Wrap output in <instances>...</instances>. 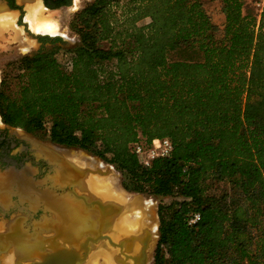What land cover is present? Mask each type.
Wrapping results in <instances>:
<instances>
[{"label": "trees", "instance_id": "1", "mask_svg": "<svg viewBox=\"0 0 264 264\" xmlns=\"http://www.w3.org/2000/svg\"><path fill=\"white\" fill-rule=\"evenodd\" d=\"M244 5L94 0L69 23L68 65L54 44L1 77L3 123L97 156L128 192L173 198L152 264H264V12L257 23ZM162 137L171 154L142 165L132 144Z\"/></svg>", "mask_w": 264, "mask_h": 264}, {"label": "water", "instance_id": "2", "mask_svg": "<svg viewBox=\"0 0 264 264\" xmlns=\"http://www.w3.org/2000/svg\"><path fill=\"white\" fill-rule=\"evenodd\" d=\"M37 147L36 158H43L47 164L43 175L36 179L34 174L37 169L28 165L17 172H7L6 175L11 179H21L24 191L18 196L29 203L28 208H58V203L63 199L67 200L69 207V204L72 205L70 201L79 204L82 208V244L62 241L61 250L48 248L44 253L20 259L17 254H13L14 250L9 251L10 247L6 249L8 246H5V249H0V264H85L89 255L97 250L109 253L116 264H148L153 259L152 247L154 243L156 246L159 236L157 211L147 208L151 213V227L140 222L133 231L120 232L118 238L113 239L110 234H116L113 224L120 214L144 209L141 196L138 194L130 202H124L92 189V178H104L114 171L111 164H104L100 158L94 157L103 163L95 168L72 161L66 155L67 149L63 147L42 142H38ZM42 217H56V214L53 210ZM13 218L14 215H11L9 220L0 223V242L3 244L10 239L3 233L11 225ZM153 224L156 225L155 230L152 229ZM108 244L112 248H108ZM12 246L16 249L14 244Z\"/></svg>", "mask_w": 264, "mask_h": 264}, {"label": "rangeland", "instance_id": "3", "mask_svg": "<svg viewBox=\"0 0 264 264\" xmlns=\"http://www.w3.org/2000/svg\"><path fill=\"white\" fill-rule=\"evenodd\" d=\"M93 1L94 0H78V1L73 0V3L70 4V6H68L67 8L63 7L57 10H48L45 7L48 13L52 14L55 17V19L59 22L63 31V35L62 34L55 35V37L50 35L45 36L47 34L39 35L38 33H34L30 31L27 23H25L23 19L22 21L24 23L17 20L16 26L22 29L24 40H20V41L14 40L12 34L9 33H4L3 36L0 37V80L4 71L8 72L10 78L14 76L16 70L14 69L13 63L22 55L32 53L41 47L51 48L54 44L61 47V50L57 53L58 60L63 65H68L70 60L69 49L74 47L78 42V36L69 27V23L76 12H78L87 4L92 3ZM18 4H20L19 1ZM205 8L211 14L214 22L216 23L220 21L222 22L223 14L219 10V6L217 2L207 1L205 3ZM244 8L246 12H252L254 14V9L251 0H245ZM24 14H25V9H24ZM148 22L149 19L144 18L140 20L139 24L143 25V24H147ZM56 38H60V40H56L52 42ZM35 135L39 137L38 139L40 141L51 145L47 135L46 136L41 134L40 135L35 134ZM52 145L56 146V144L54 143ZM64 148L67 149V152H74L78 156L85 154L88 155V157L92 156L98 158L97 156H94L78 148H67V147ZM103 163L108 164L104 161ZM79 164H84V163H79ZM113 168H114L113 174L104 177V179L109 178V181H113L112 183L115 184L117 190H121L127 196L134 197L139 194V196H141L142 201H144V203L148 207L153 208L155 212L157 211L159 203L168 204L173 200L172 197H156V196H150L146 194L126 191L121 185V180H122L121 173L114 166ZM1 184H2L1 190L3 193L8 191L11 187H14V189L16 188L17 191L20 193L24 191V187H23L24 185H22V183L18 182L17 180L13 181L11 178L5 179ZM222 190L231 193L233 192L231 191V189L228 188L227 184L217 183V182L212 185L210 191L212 193L219 194ZM60 197L61 195H59L58 197L59 200ZM70 203H72V205L69 204L70 207L67 208L68 206L67 200L63 199V201H60L58 203V207L61 208L58 209H60L61 213H59V216L56 215V217H49V218L41 217L42 213L40 212L37 213L39 215H34L31 217L28 214L24 213L22 210H14L13 208H3L9 211L8 213L9 215H14V217L18 216V218H20L14 220L11 223V225L7 228V230L4 231L3 234H5L7 237L10 238L6 241L12 240L6 243L5 246L9 244L11 245L14 244L16 249H14V247L12 246H10V248L14 250L13 254L14 255L17 254L18 259H20L26 256H33L36 253H44L45 251L48 250V248H55L56 250H61L60 242L62 241L72 242L77 245L82 244V224H83L82 208H80L79 204H74L71 201ZM138 214L139 212H137V215ZM6 218L8 217H4L2 214H0V220H4ZM155 247L156 246L154 243L152 247L153 251ZM93 255L92 257H94ZM103 261L101 260V257L98 256V258L91 264H105V261L104 262ZM88 263L90 264L89 261ZM148 264H152V258Z\"/></svg>", "mask_w": 264, "mask_h": 264}, {"label": "flooded vegetation", "instance_id": "4", "mask_svg": "<svg viewBox=\"0 0 264 264\" xmlns=\"http://www.w3.org/2000/svg\"><path fill=\"white\" fill-rule=\"evenodd\" d=\"M18 1L20 4H18ZM32 1L41 3L42 6L46 7L48 10H57L63 7L67 8L68 6H70V4L73 3V0H32ZM0 4L3 5V7L7 6V8L14 10V11H9L4 7L5 11L16 12L18 21L20 22L24 21L25 4L21 3L20 0H0ZM38 138L39 137H37L33 133L27 132L19 127L9 126L0 120V214H2L4 217H8L4 220H0V223L9 220L11 217V215L8 214L9 211L3 208H13L14 210H22L24 213L28 214L31 217L34 215H39L37 214L38 212L42 213V215L44 214L48 215L49 212L53 211L52 208H36V209L28 208L29 203L27 201L20 199L18 195L21 193L18 192L16 188L14 189V187H11L5 193H3L1 190L2 188L1 183L8 178L6 173L17 172L25 165L33 166L37 169V173L34 174V177L36 179H38L40 175H43L45 173V171L47 170L46 162L44 161L43 158L41 157L36 158L35 156L36 150L38 148L37 143L42 142ZM49 142L51 145L53 144L51 141ZM56 146L61 147L57 144ZM1 174L3 175L1 176ZM12 180L13 181L17 180L18 182L21 183L20 178H13ZM2 198L5 200L3 201ZM15 218L17 219L18 216L17 217L15 216ZM15 218H13V221L16 220ZM8 242H10V240L6 241L5 243ZM5 243L3 244V242H0V249L6 248ZM9 247H7L6 249H8ZM108 248H112V247L108 244Z\"/></svg>", "mask_w": 264, "mask_h": 264}, {"label": "bare ground", "instance_id": "5", "mask_svg": "<svg viewBox=\"0 0 264 264\" xmlns=\"http://www.w3.org/2000/svg\"><path fill=\"white\" fill-rule=\"evenodd\" d=\"M74 1H78V0H74ZM20 2L26 4L24 22L27 23L30 31L34 33H38V34H47L50 36L61 35V34L63 35V31H62V28L59 22L55 19V17L52 14L48 13L46 8L42 6L41 3L33 2L32 0H20ZM16 21H17L16 12L5 11V8L3 7V5L0 4V37H2L4 33H9V34H12V37L14 40H17V41L24 40L22 29L16 26ZM49 155L53 157L52 153H49ZM66 155L72 161L74 162L76 161V163L78 162L77 164L84 163L90 167H95V168L98 167L99 165H103V163L99 161L98 159L94 157H88V155H85V154L78 156L74 152H67ZM79 165H82V164H79ZM103 179L104 178H97V177L92 178V181H93L92 189L102 193L106 197L112 196L115 199H118L124 202H130V200H132L133 198L132 196H127L121 190H117L115 184L112 183L113 181H109V178L104 179V180ZM58 208H61V207H58ZM58 208H52V209L55 211V214L59 216V213L61 212H60V209ZM67 208H69V206H67ZM147 208L148 206L144 203V209H141V210L136 209L132 211L129 210L130 212H125V213L120 214L118 218L116 219L115 224H113V228L115 229L116 234L115 232H113L110 234V236H112L113 239L114 238L117 239L120 232L123 233L125 231H130V230L133 231L140 222L149 224V227H151V213ZM63 211H64V208H63ZM137 212H139L138 215H137ZM153 226H152V229L155 230L156 225L153 224ZM10 245L11 244L7 246L9 247ZM9 251H12V249L9 248ZM95 252L89 255L88 260L86 261L85 264H87L88 261L91 264L98 258V256L101 257L102 261L103 260L105 261V264H116V262L114 263V261H112V258H110L109 253L107 254L106 252L102 250H97ZM92 255L94 257H92Z\"/></svg>", "mask_w": 264, "mask_h": 264}, {"label": "built area", "instance_id": "6", "mask_svg": "<svg viewBox=\"0 0 264 264\" xmlns=\"http://www.w3.org/2000/svg\"><path fill=\"white\" fill-rule=\"evenodd\" d=\"M256 22L258 23L260 15L264 12V0H251ZM172 143L167 137L153 138L149 144L135 142L132 144V151L136 154L138 161L149 166L157 157L169 156L172 152ZM199 218V214L195 213L189 220V223H194Z\"/></svg>", "mask_w": 264, "mask_h": 264}]
</instances>
